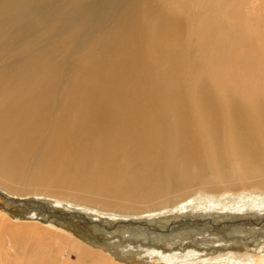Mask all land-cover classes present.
Wrapping results in <instances>:
<instances>
[{
	"label": "bare ground",
	"instance_id": "obj_1",
	"mask_svg": "<svg viewBox=\"0 0 264 264\" xmlns=\"http://www.w3.org/2000/svg\"><path fill=\"white\" fill-rule=\"evenodd\" d=\"M21 1L0 5V15L14 26L24 18ZM69 1L75 9L88 5L104 11L111 5L110 0ZM127 2L112 16L114 26L71 63L69 70L77 72L63 78L62 91L55 89L62 78L58 52L0 78V183L22 188L19 192L41 188V195L66 210L113 219L120 212L102 207L115 206L113 196L143 197L150 210L163 209L146 212V218L163 219L159 223L165 226L193 213L264 212V0ZM249 4L257 17L246 10ZM54 10H45L33 22L51 31L75 22L76 12ZM0 19V34H5ZM190 46L196 49L194 57ZM250 182L258 189L244 187ZM192 183H201L195 192L159 202ZM217 184L227 189L213 190ZM239 187L243 189L236 193ZM0 214L6 215L1 209ZM45 224L56 230L62 226L55 220ZM205 244L218 242L212 238ZM83 246L72 251L77 264L88 257L94 264H128L92 248L109 259L104 262ZM238 249L217 255L196 248L170 253L135 249L134 261L264 264V244L255 251Z\"/></svg>",
	"mask_w": 264,
	"mask_h": 264
},
{
	"label": "rangeland",
	"instance_id": "obj_2",
	"mask_svg": "<svg viewBox=\"0 0 264 264\" xmlns=\"http://www.w3.org/2000/svg\"><path fill=\"white\" fill-rule=\"evenodd\" d=\"M92 1L94 0H84L85 3ZM127 1L110 0L111 5H107V10L100 11L96 6L89 7L88 5L75 9V3L69 0H22L21 10L24 12V18L17 23L20 25L14 26L8 22L7 19L10 18L0 15L7 30L5 34H0V78L17 75V72H21L32 62L38 61L42 64L41 61L56 57L58 52L63 62V65L59 66V75L62 78L56 83L55 89L62 91L65 88L63 78L77 72L76 68L69 70L71 63L76 58L79 60L93 42H96L98 38L101 39L106 31L114 26L115 21L112 16L125 4L127 5ZM249 2L251 3V0ZM2 3L3 0H0V5ZM170 8L169 6L168 9ZM251 8L252 4H249L246 10L250 11ZM49 9L63 13L76 12L75 22L70 27H61L53 31L33 22L34 17L43 15L45 10ZM198 12L202 16L208 14V12ZM99 16H103V20H100ZM253 16L257 17L255 11H253ZM1 23L0 19V26ZM254 26L255 23L252 24V29L255 31ZM159 46L162 47L161 44ZM188 51L194 57L196 49L190 46ZM118 157L116 156L117 159ZM175 161L179 163V166L182 164L180 158L176 157ZM60 174L69 176L65 172ZM24 185L28 186L23 184L22 187ZM200 185L201 183H192L187 190L183 191L175 188L171 193L160 198L159 202L165 204L166 201L173 199V195L178 197V194L195 192L196 190L193 189ZM257 186L253 182L244 185L248 189H258ZM31 187H25L26 190L19 192L22 188H11L0 183V209L6 213V215L2 214L3 216L0 214V264H77L78 255L72 251L83 245L92 255L102 256L100 252L95 253L93 250L101 251L107 257L109 253H112V256L126 259L128 264H136L134 260L137 259V251L149 248L167 250L168 253L171 251L187 252L189 249L196 248L205 251L208 255H217L220 250V253L229 251V247L255 251L258 250L259 245L264 244V212L258 213L260 210L258 212L254 210L255 214L249 213L250 210L242 211L243 209L238 211L233 209L232 212L226 213L221 211L189 213L191 216L173 219L165 226L160 224L163 219L146 218L149 216L146 212L156 211L158 214L163 209L150 210L151 204L141 200L143 197L132 198L129 194H123L116 200L113 196L115 206L102 205L104 208L114 207L115 211L120 212L117 219H113L109 216L93 215L83 209L66 210L57 200L49 201L46 199L49 196L41 195L43 193L41 188ZM207 189L211 190V188ZM212 189L224 191L227 185L217 184ZM242 189L239 187L234 191L241 193ZM51 190L59 192L52 188ZM44 192L50 193L45 189ZM160 193L163 192L160 191ZM89 196L92 194L89 193ZM179 199L181 200V198H175L176 201ZM124 201L126 203H123ZM239 211L244 214L240 215L241 213H237ZM33 213L39 214L38 217L16 219L22 215L32 216ZM51 220L61 223L62 226L59 225L61 229L49 228L45 223ZM66 232H71L72 236ZM172 236L177 237V240H170ZM212 238L218 244L206 246L205 243ZM67 241L73 242L67 243ZM224 248L226 251L223 250ZM135 249L136 252H134ZM85 260L83 264H94L91 257ZM102 260L106 262L109 259Z\"/></svg>",
	"mask_w": 264,
	"mask_h": 264
},
{
	"label": "water",
	"instance_id": "obj_3",
	"mask_svg": "<svg viewBox=\"0 0 264 264\" xmlns=\"http://www.w3.org/2000/svg\"><path fill=\"white\" fill-rule=\"evenodd\" d=\"M46 209H48V207H47ZM65 213H66V212H65Z\"/></svg>",
	"mask_w": 264,
	"mask_h": 264
}]
</instances>
